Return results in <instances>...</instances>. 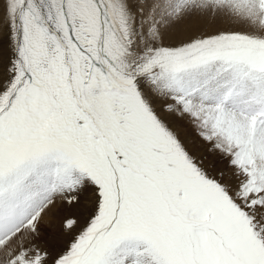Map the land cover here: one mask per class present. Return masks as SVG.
<instances>
[{
  "label": "snow or ice",
  "instance_id": "snow-or-ice-1",
  "mask_svg": "<svg viewBox=\"0 0 264 264\" xmlns=\"http://www.w3.org/2000/svg\"><path fill=\"white\" fill-rule=\"evenodd\" d=\"M0 264H264V0H0Z\"/></svg>",
  "mask_w": 264,
  "mask_h": 264
},
{
  "label": "rangeland",
  "instance_id": "rangeland-1",
  "mask_svg": "<svg viewBox=\"0 0 264 264\" xmlns=\"http://www.w3.org/2000/svg\"><path fill=\"white\" fill-rule=\"evenodd\" d=\"M220 28H223L225 30H234V31H244L245 29H243L242 27L237 26L234 22H230L229 20L225 19L223 20L222 23L219 24ZM198 33H192V35H196ZM187 38V37H185ZM167 42V43H166ZM179 41L177 39H172L169 38V36H165L164 39V43L167 44H174V43H178ZM180 121H184L185 122V127L189 126V134H187L192 140H196V145H197V149H200V146L203 145L202 141H199L198 138H195V132L194 129L192 128L191 124L188 122L187 118H184V120H180ZM180 132L184 131V128L181 127ZM187 130V128L185 129ZM199 142V143H198ZM204 148L206 147V145L203 146ZM206 150V148H205ZM212 160L218 162V166H224L226 167L227 165V161L220 156L218 153L212 156ZM65 200L62 199H57L55 205L51 208L50 211L46 210V213L43 214L45 219L43 220V223L41 225L42 229H46L48 232H60L61 231V222L63 221V219L66 217V214H72L73 210L72 206H68L65 208H62L61 206V202H63ZM66 203V201H65ZM72 216V215H71Z\"/></svg>",
  "mask_w": 264,
  "mask_h": 264
},
{
  "label": "bare ground",
  "instance_id": "bare-ground-1",
  "mask_svg": "<svg viewBox=\"0 0 264 264\" xmlns=\"http://www.w3.org/2000/svg\"><path fill=\"white\" fill-rule=\"evenodd\" d=\"M231 22V21H230ZM232 23V22H231ZM167 43V42H166ZM173 127L180 133V135H181V139L182 140H185L186 141V146L189 148V151L190 152H192L193 154H195V155H197V156H204V155H207V152H206V150H205V148L203 147L204 146V144L203 145H201L200 146V149H197L196 150V148H197V145H196V140H192L187 134H189V126H186L185 127V122L184 121H180V120H174L173 121ZM181 127H183L184 128V131L183 132H180V128ZM187 128V130H185ZM193 143H195V147H193L192 145H193ZM199 143V142H198ZM211 158H213V157H211ZM213 174H214V170H213ZM61 206H62V208H65V207H68V206H71V205H69V204H67V202L65 203V201H63V202H61ZM71 210H73V213L72 214H69V213H67L66 214V216H76L78 219H79V221H80V228H83V227H85V225H86V221H85V219L83 218V217H81L80 215H79V211H78V209H76V208H74L73 206H72V209ZM44 219H45V217H44ZM44 232H48L46 229H42ZM77 231H79V229H77Z\"/></svg>",
  "mask_w": 264,
  "mask_h": 264
}]
</instances>
